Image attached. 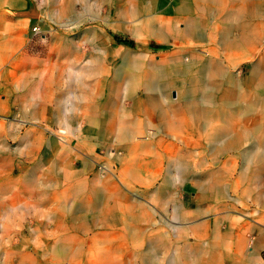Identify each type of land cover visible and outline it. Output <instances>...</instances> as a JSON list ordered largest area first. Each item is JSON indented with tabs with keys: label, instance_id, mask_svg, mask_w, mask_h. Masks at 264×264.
Returning a JSON list of instances; mask_svg holds the SVG:
<instances>
[{
	"label": "rangeland",
	"instance_id": "rangeland-1",
	"mask_svg": "<svg viewBox=\"0 0 264 264\" xmlns=\"http://www.w3.org/2000/svg\"><path fill=\"white\" fill-rule=\"evenodd\" d=\"M221 1L8 0L4 3L0 2V264H80L82 255L89 247L96 246V242H92V234L101 231L102 226L109 230L110 227H116L112 222V214L102 219L103 208H86L80 205V195L72 201L65 196L68 192L65 178L75 171L80 172V161L77 166L75 163L84 147L96 158L92 162L94 165L91 166L90 172L94 171L103 177V166L108 163L110 165V162L112 164V161H109L111 159L107 154L106 144L99 142L93 132L81 130L88 126L86 115L73 119V121L80 120L81 128L80 125L78 129L72 128L65 122L67 116L61 105L66 97L77 101L84 99L86 103L94 104L106 101L103 97L87 96L84 82H87L94 91L101 89L107 91L110 87H122L127 76L133 75L138 82L146 74L157 73V69L163 72L162 83L166 92L158 102L157 110L152 107V97L147 100L148 111L145 112L140 108L135 110L132 102L128 101L129 98L112 96L111 103L118 104L114 106L113 111L105 110L100 113L104 117L125 122L127 127L133 126L135 121L144 130L149 127L147 120L154 121L155 116L158 115L166 124L168 119L176 120L178 129L182 134L185 133V137L191 136L193 142L186 144L183 143L186 141H175L165 133L159 134L161 139L167 137V142H173L175 145H173L174 149L172 147L159 149L162 156H168L167 159L170 160L165 162V167L172 169L177 167L176 163H182L184 167L189 168L190 173L186 176L192 179H186V183L200 185L199 191L215 200L217 206L208 208L213 203L197 205L198 202H193L191 208H201V212L193 210L184 220L178 219L170 207L166 212L164 208H127L128 212H131L129 214L146 216L150 220L117 223L121 233L126 229L117 242L122 247H127V244L132 248L139 243L145 245L147 251L140 254L139 262L142 260L152 262L157 257L164 256V253L162 256L155 252L154 245L159 238L182 246L189 245L191 248L200 245L201 249L198 251H201L199 253L201 255L213 242L223 243L226 238L233 237L235 228L240 223L249 222L252 224L249 237L253 239L248 250L249 257L252 256V262L249 263L264 264V163L262 166L255 161L245 162L242 155L243 149L249 150L251 146L256 151L264 152V149L258 148V144L252 145L248 142L240 150L229 151L227 156H223L218 153L220 150H215L217 144L211 138L213 128L218 127L230 129L234 135L243 128H249V131L255 129L264 131V99L261 98L264 96V81L258 93H253L254 99L251 101H257L256 106L251 105V101L244 98L233 99L231 105L225 104V99L219 98L218 105L230 108L228 114V118L232 117L230 124L224 121L225 118L221 119L217 116L207 120L205 117L194 116L188 109V99L180 98L177 93L182 90L183 82L186 81L183 68L185 69L188 61L191 59L193 62L190 67L192 70L196 68L194 64L207 66L205 62L214 53H210L211 48L222 53V47L229 49L231 42H238L239 47L233 52L238 53L242 58L238 68L242 69L244 81L251 66L245 57L256 47L264 50V0H226L229 10L235 11L232 16L239 18L237 27L234 22L227 19L226 14H219L216 11ZM211 37H215V44L208 41ZM231 48H234V44ZM199 54H202V57ZM40 55L45 59H40ZM222 59L228 63L226 58ZM73 77L74 79H71ZM200 79L205 80L203 77ZM49 87L53 89L49 90ZM31 91L40 92L41 95L34 94L36 99L30 97ZM81 93L83 95H80ZM55 95L57 96L55 114H39L40 108L45 106L48 111L50 106H53ZM25 102L30 108H24ZM40 102H43L41 107ZM129 113L134 115L130 116ZM37 117L38 123L35 122ZM185 119L189 121L190 126L185 125ZM234 119L235 121L244 119L246 122L244 126H238ZM21 120L25 121L23 125H20ZM44 126H49L51 132L45 130ZM112 128L109 126V129ZM122 134L120 139H123ZM109 136L110 139L112 137L114 139V132H110ZM137 138L145 139L146 136L139 134ZM263 138L260 140L262 145ZM49 141L54 144L52 147L49 146ZM147 159H151V156ZM96 160H99L97 165ZM114 168V172H119L116 167ZM28 185H36V191H30ZM195 192L196 188H193L181 196L180 200L194 201ZM147 193L149 192L135 190L134 193H129L127 197L121 199L124 202L127 198L126 203L129 204V200L134 198L132 200L134 203L135 194L144 197ZM105 198L103 197L102 201L105 202L107 199ZM93 200L96 202L97 197L94 196ZM57 213L65 214L77 226L82 224L83 229L66 241H55V238L50 237L51 243L44 246L43 242L36 238V234H32V230L45 227L50 230L49 227L55 223L56 218L53 217L51 220L49 217ZM126 214L128 215L127 212L122 215ZM141 222L144 223L140 224ZM5 227L11 235L7 234ZM139 227L145 228V233H138ZM22 228L26 230L25 233H21ZM101 248L105 247L101 246ZM193 250L196 251L194 248ZM95 253L98 254L99 251L95 250ZM257 258L260 260H256ZM222 260L225 264H232L227 252H224Z\"/></svg>",
	"mask_w": 264,
	"mask_h": 264
},
{
	"label": "bare ground",
	"instance_id": "bare-ground-1",
	"mask_svg": "<svg viewBox=\"0 0 264 264\" xmlns=\"http://www.w3.org/2000/svg\"><path fill=\"white\" fill-rule=\"evenodd\" d=\"M7 2L8 0H0V2ZM70 1V0H69ZM216 1V0H214ZM218 1V0H217ZM221 1V0H220ZM232 1V0H231ZM30 2V1H29ZM54 2V1H53ZM234 2V1H233ZM49 3V2H48ZM58 3V2H57ZM77 3V2H76ZM52 4V3H51ZM212 4V3H211ZM236 4V3H234ZM8 5V4H7ZM55 5V3H54ZM73 5V4H72ZM213 5V4H212ZM18 6V4L16 5ZM69 6V5H68ZM67 6V7H68ZM240 6V5H238ZM16 8V7H15ZM61 8V6H60ZM17 9V8H16ZM21 9V8H20ZM238 9V8H237ZM47 10V9H46ZM66 10V9H64ZM68 10V9H67ZM203 10V9H202ZM55 11V10H54ZM216 11L219 14H226L227 19L234 22L235 26H239V18L236 16H232V13L235 11L229 10L228 3L226 0L221 1L219 7L216 9ZM4 12V11H3ZM8 12V11H6ZM60 12V11H59ZM68 12V11H67ZM70 12V11H69ZM240 12V11H239ZM13 13V12H12ZM51 13V12H50ZM61 13V12H60ZM202 13V12H201ZM245 13V12H244ZM4 14V13H3ZM56 14V13H55ZM64 14V13H63ZM62 14V15H63ZM200 14V13H199ZM231 14V15H230ZM243 14V13H242ZM5 15V14H4ZM230 15V16H229ZM47 16V15H46ZM183 16V15H182ZM205 16V15H204ZM52 17V16H51ZM196 17V16H195ZM199 17V16H198ZM61 18V17H60ZM209 18V17H207ZM52 19V18H51ZM176 19V18H175ZM197 19V18H196ZM64 20V19H63ZM178 20V19H177ZM260 20V19H259ZM179 21V20H178ZM183 22V21H182ZM184 23V22H183ZM196 23V22H195ZM254 23V22H253ZM60 24V23H59ZM207 25V24H206ZM205 25V26H206ZM215 26V25H214ZM217 26V25H216ZM204 27V26H202ZM220 27V26H219ZM178 28V27H177ZM180 28V27H179ZM185 28V27H184ZM210 28V27H209ZM202 29V28H201ZM228 29V28H227ZM191 32V31H190ZM236 32V31H235ZM206 33V32H205ZM185 34V31H184ZM183 34V35H184ZM193 35V34H192ZM201 35V34H200ZM210 35V34H209ZM199 36V35H198ZM188 37V36H187ZM221 37V35H220ZM219 37V38H220ZM226 37V36H225ZM98 38V37H97ZM203 38V36H202ZM103 39V38H101ZM174 39V38H173ZM209 39V38H208ZM100 40V39H99ZM203 40H205L203 38ZM198 41V40H196ZM211 43L215 44V37L210 38L208 40ZM207 41V42H208ZM220 41V40H219ZM229 41V40H228ZM101 42V41H100ZM206 42V40H205ZM254 42V41H253ZM252 42V43H253ZM190 43V42H189ZM197 43V42H196ZM256 43V42H254ZM264 43V42H263ZM177 43H174L176 45ZM220 44V43H219ZM218 44V45H219ZM234 44V48H231V46ZM190 45V44H189ZM188 45V46H189ZM178 46V45H177ZM181 46V45H180ZM187 46V47H188ZM195 46V45H194ZM209 46V45H208ZM253 46V45H251ZM259 46V45H257ZM193 47V46H192ZM205 47V45L203 46ZM239 47L238 42H231L229 49L223 48L222 53H218V51L214 48H211L210 58L208 57V60L205 62L207 66L200 65L197 66L195 69H191L190 67L193 65L192 60L190 59L185 67L183 68V75L186 77V81L183 82V88L178 93L179 97H183L185 99H188V109L190 112L198 117H205V119H209L210 117L217 116L221 119L225 118V122L232 123V117L228 118L229 110L230 108H227V106L218 105L219 98L225 99L227 105H231V101L236 98H244V100L251 101L254 99L253 93L260 90L261 84L264 81V50L256 47L252 49L250 53L245 57L247 61L251 63V66L249 68L248 76L246 77V80L244 81L242 77V69L238 65L242 58H240V55L235 51V48ZM208 48V47H207ZM249 48V47H248ZM220 49V48H219ZM237 50V49H236ZM199 52V51H198ZM196 52V53H198ZM207 54V53H206ZM224 54V55H223ZM191 55V54H190ZM195 55V54H194ZM202 57V54H199ZM167 56V55H165ZM197 56V55H196ZM200 57V56H199ZM200 57V58H201ZM205 57V56H203ZM182 58V57H181ZM198 58V57H197ZM222 58H226L228 63H225ZM22 59V58H21ZM24 59V58H23ZM22 59V60H23ZM167 59V58H166ZM196 59V58H195ZM202 59V58H201ZM203 60V59H202ZM184 61V60H183ZM178 62V61H177ZM192 62V63H191ZM23 63V61H22ZM183 63V62H182ZM24 64V63H23ZM185 64V63H183ZM99 65V64H98ZM240 66V65H239ZM77 67V66H76ZM84 67V66H83ZM183 67V66H182ZM88 68V67H87ZM96 68V67H95ZM193 68V67H192ZM157 69V68H156ZM157 73H149V75H144V78L141 81H136V78H134L133 75L127 76V80L123 84L122 87L120 86H114L110 87L109 90L105 91L103 89L94 91L89 87V84L87 82L83 83V86L86 87V95L92 98L97 97H103L106 99V101L102 102L101 104H94V103H86L84 99L82 101L73 100L70 97H66L63 101L62 107L66 111V124L70 125L72 128L78 129V126L80 125V120L78 121L82 115H86L88 124L93 125L98 120H101L104 124V115H102L101 111H107V109H110L112 107L111 103V97H122L123 99H130L133 103V106L136 108H147V100L148 98L152 97L151 99L153 106L156 108L155 102L158 97H164L165 95V87L163 85V72ZM78 73V72H77ZM165 74V73H164ZM79 75V74H78ZM177 75V74H176ZM182 75V76H183ZM70 77V76H69ZM205 78V80H202L200 78ZM71 79H74L71 78ZM77 79V78H76ZM79 80V79H78ZM73 81V80H72ZM75 82V81H74ZM80 83V82H78ZM76 86V85H75ZM78 88V87H77ZM121 88L122 90H120ZM78 90V89H77ZM79 91V90H78ZM203 92V93H202ZM73 93V92H72ZM80 93V92H79ZM202 93V94H201ZM168 94V92H167ZM80 95H83L82 93ZM143 96V98H142ZM263 96V95H262ZM31 97V96H30ZM35 98V97H34ZM166 98V97H165ZM256 98V97H255ZM264 99V96L261 97ZM90 100V99H89ZM176 100V98H175ZM237 100V99H236ZM235 100V101H236ZM184 101V100H183ZM100 102V101H99ZM251 105H258L257 101H254L250 103ZM169 105V104H168ZM183 105V104H182ZM262 107V106H261ZM262 109V108H261ZM260 110V109H259ZM256 113V112H255ZM261 114V113H260ZM213 115V116H212ZM232 115V114H231ZM243 116V115H242ZM234 117V116H233ZM74 118H77L76 121H73ZM180 118V117H179ZM246 118V116H245ZM31 119V118H30ZM61 119V118H60ZM250 119V118H249ZM64 120V119H63ZM24 121V120H23ZM61 121V120H60ZM159 125H163L164 127L168 128L170 132L166 131L167 135L172 136L173 138H176L178 140H183L187 142H193V139L191 136L185 137V133L182 134V132L178 129L176 125V120H167V124L164 122L163 118H159L157 120ZM223 121V122H224ZM235 121V119H234ZM36 122V121H35ZM116 122V121H115ZM217 122V121H216ZM223 122H220L223 123ZM236 125L238 126H244V122L246 120L244 119H237L235 121ZM21 123V122H20ZM23 123V122H22ZM41 123V122H40ZM60 123V122H59ZM63 123V122H62ZM85 123V122H84ZM185 125H189V121L185 119ZM187 123V124H186ZM82 124V123H81ZM109 124V123H108ZM178 124V123H177ZM191 124V121H190ZM225 124V123H224ZM227 124V123H226ZM248 124V123H247ZM147 125L149 127H153L154 123L152 120H147ZM180 125V124H179ZM206 125V124H205ZM252 125V124H251ZM250 125V126H251ZM20 126V125H19ZM81 126V125H80ZM120 127V124H118ZM160 126V127H161ZM190 126V125H189ZM23 127V126H21ZM95 127V126H94ZM116 127V126H115ZM232 127V126H231ZM47 128V127H46ZM68 128V127H67ZM229 128V126H228ZM29 129V128H28ZM31 129V128H30ZM34 129V128H33ZM117 129V128H116ZM249 129V128H248ZM246 128H243L239 131L238 134L234 135V132L230 129L218 127L213 128L212 130V141L217 144V148L215 150H220L221 155L227 156L229 151L237 150L242 148L245 143L250 142L253 144H258V148H263L262 142L260 141L264 137V131H260L258 129L249 131ZM64 130V129H62ZM115 130V129H114ZM147 130V129H146ZM162 130V129H161ZM178 130V132H177ZM30 131V130H29ZM49 131V130H48ZM120 131V130H119ZM51 132V131H50ZM49 132V133H50ZM68 132V131H67ZM80 132V131H79ZM94 135L96 134L98 140L102 141L105 140L108 137L109 130L105 128V126L99 124V127L93 129L92 131ZM162 132V131H161ZM206 132V131H205ZM238 132V131H237ZM259 132H262L261 134H258ZM32 133V132H31ZM53 133V132H52ZM144 133L147 137L153 136L156 134V132L153 129L148 128L146 132ZM197 133V132H196ZM164 134V133H163ZM130 139L134 138V133L130 134ZM157 136V135H156ZM210 136V135H209ZM76 137V136H75ZM74 137V139H75ZM125 137V136H124ZM31 138V137H30ZM113 138V137H112ZM209 138V137H208ZM29 139V138H28ZM61 139V138H59ZM128 139V138H127ZM163 139V138H162ZM167 139V137H166ZM264 139V138H263ZM31 140V139H30ZM113 140V139H112ZM142 140V139H141ZM164 140V139H163ZM170 140V139H169ZM28 141V140H27ZM88 141V140H87ZM176 141V140H175ZM174 141V142H175ZM198 141V140H197ZM33 142V141H32ZM162 142V141H161ZM213 142V143H214ZM155 144V143H154ZM54 145V144H53ZM145 141L140 142L139 144L127 143L123 148L118 150V146L115 144L106 143L107 148V154L109 155L110 159H116L118 161L125 160L127 158L131 159L132 161H136L137 159L144 158L147 156V152L145 149ZM141 147V148H140ZM245 147V146H244ZM140 148V149H139ZM157 148V147H156ZM51 149V148H50ZM174 149V148H173ZM83 152L81 155H78V160L82 162L83 170L82 172H85L88 169V165L94 162L93 155L87 148L82 149ZM211 150V149H210ZM258 150V149H257ZM98 151V150H97ZM105 151V150H104ZM158 152V150H157ZM160 152V150H159ZM170 152V151H169ZM156 153V152H155ZM164 153V152H163ZM169 154V153H168ZM216 154V153H215ZM213 154V155H215ZM165 155V154H164ZM212 155V156H213ZM242 155L245 162L252 161L257 162L263 166L264 163V152L256 151L251 146L248 150L243 149ZM56 157V156H55ZM63 157V156H62ZM168 157V156H167ZM215 157V156H214ZM76 158V157H75ZM160 158V157H159ZM166 159V157H165ZM169 159V158H168ZM167 159V160H168ZM228 160V158L226 159ZM110 161V160H109ZM164 161V160H163ZM170 161V160H169ZM174 163V161H172ZM176 162V161H175ZM52 163V162H51ZM129 163V162H128ZM226 163V161H225ZM55 164V162H54ZM170 164V163H169ZM175 164V163H174ZM53 165V164H52ZM117 165V164H116ZM128 165V164H127ZM141 165V164H139ZM73 166V165H72ZM77 166V165H76ZM132 166V165H131ZM18 167V166H17ZM127 167V166H126ZM138 167V166H137ZM141 167V166H140ZM144 167V166H143ZM146 167V166H145ZM172 167V166H171ZM238 167V165H237ZM261 167V166H259ZM19 168V167H18ZM66 168V167H65ZM64 168V169H65ZM82 168V167H81ZM130 168V167H129ZM173 168V167H172ZM176 168V167H175ZM226 168V167H224ZM257 168V167H256ZM128 169V168H127ZM141 169V168H140ZM143 169V168H142ZM155 169V168H154ZM21 170V169H20ZM221 170V169H220ZM232 170V169H231ZM255 170V169H254ZM5 171V170H4ZM15 171V170H14ZM73 171V170H72ZM179 171V170H178ZM76 172V171H75ZM103 172L102 175H111L114 174L113 169L109 164L103 166ZM183 172L188 173L190 172V169L187 167L183 168ZM182 172V174H183ZM53 173V172H52ZM71 173V172H70ZM145 173V172H144ZM205 173V172H204ZM210 173V172H209ZM251 173V172H250ZM120 174V173H119ZM167 174V173H165ZM173 174V173H172ZM203 174V173H202ZM75 175V174H74ZM91 175V174H90ZM121 175V174H120ZM144 175V174H143ZM170 175V174H169ZM177 175V173H176ZM181 175V174H179ZM204 175V174H203ZM207 175V174H206ZM127 176V175H126ZM171 176V175H170ZM201 176V175H200ZM205 176V175H204ZM67 177V175H66ZM71 177V176H70ZM75 177V176H74ZM73 177V178H74ZM84 177V176H83ZM94 177V176H93ZM138 177V176H137ZM159 177V176H158ZM172 177V176H171ZM257 177V176H256ZM34 178V177H33ZM105 178V177H104ZM139 178V177H138ZM181 178V177H180ZM184 178V177H183ZM188 178V177H186ZM66 179V178H65ZM116 179V178H115ZM134 179V178H133ZM141 179V178H140ZM167 179V178H166ZM185 179V178H184ZM205 179V178H204ZM208 179V178H207ZM211 179V178H210ZM258 179V177H257ZM256 179V180H257ZM26 180V179H25ZM79 180V179H78ZM126 180L125 178L123 179ZM132 180V179H131ZM147 180V179H146ZM151 180V179H150ZM169 180V178H168ZM180 180V179H179ZM260 180V179H259ZM48 181V179H47ZM72 181V180H71ZM88 181V180H86ZM127 181V180H126ZM135 181V180H134ZM171 181V180H170ZM173 181V179H172ZM171 181V182H172ZM176 181V180H175ZM210 181V180H209ZM26 182V181H25ZM29 182V181H28ZM42 182V181H41ZM81 182V181H78ZM123 182V181H122ZM181 182V181H179ZM201 182V181H200ZM255 182V181H254ZM260 182V181H259ZM43 183V182H42ZM49 183V182H48ZM55 183V182H53ZM126 183V182H125ZM156 183V182H154ZM167 183V182H166ZM183 183V182H182ZM256 183V182H255ZM262 183V182H261ZM38 184V183H37ZM178 184V183H177ZM175 184V185H177ZM246 184V183H245ZM259 184V183H258ZM79 185V184H78ZM122 185H124L122 183ZM156 185V184H155ZM174 185V186H175ZM87 186V185H86ZM200 186V185H199ZM245 186V185H244ZM117 187V186H116ZM157 187V186H155ZM255 187V186H254ZM259 187V186H258ZM29 188V187H28ZM71 188V187H70ZM78 188V187H77ZM120 188V187H119ZM204 188V187H203ZM32 189V188H31ZM118 189V188H117ZM149 189V188H148ZM221 189V188H220ZM225 189V188H224ZM237 189V188H236ZM261 189V188H260ZM263 189V187H262ZM33 190V189H32ZM72 190V189H71ZM126 190V189H125ZM180 190V189H179ZM259 190V189H258ZM65 191V190H64ZM62 191V192H64ZM198 191V190H197ZM200 192V191H199ZM70 193V192H69ZM86 193V192H84ZM119 193V192H118ZM117 193V194H118ZM128 193V192H127ZM216 193V192H215ZM238 193V192H237ZM261 193V191L259 192ZM129 194V193H128ZM183 194V193H182ZM113 195V193H112ZM177 195V194H176ZM224 195V194H223ZM232 195V194H231ZM262 195V194H261ZM264 195V194H263ZM85 196V195H84ZM134 196V195H133ZM221 196V195H220ZM65 197V196H63ZM132 197V196H131ZM145 197V196H144ZM172 197V196H171ZM219 197V196H218ZM223 197V196H222ZM242 197V196H241ZM253 197V196H252ZM137 198V197H136ZM169 198V197H168ZM167 198V199H168ZM228 198V197H227ZM231 198V197H230ZM106 199V198H105ZM113 199V198H112ZM116 199V198H115ZM129 199V198H128ZM166 199V200H167ZM170 199V198H169ZM168 199V201H169ZM174 199V198H172ZM222 199V198H221ZM239 199V198H238ZM84 200V199H83ZM114 200V199H113ZM112 200V201H113ZM117 200V199H116ZM233 200V199H232ZM237 200V199H236ZM241 200V199H240ZM263 200V199H262ZM165 201V200H164ZM163 201V202H164ZM176 201V200H175ZM196 201V200H195ZM228 201V200H227ZM231 201V200H230ZM111 202V201H110ZM162 202V203H163ZM145 203V202H144ZM166 203V202H165ZM132 204V203H131ZM172 204V202H171ZM174 204V203H173ZM220 204V203H219ZM21 205V204H20ZM81 205V204H80ZM105 205V204H104ZM115 205V204H114ZM145 205V204H144ZM166 205V204H164ZM222 205V203H221ZM227 205V204H226ZM69 206V205H68ZM73 206V205H72ZM136 206V205H135ZM139 206V205H138ZM137 206V207H138ZM148 206V205H147ZM150 206V205H149ZM178 206V205H177ZM240 206V205H239ZM103 207V206H102ZM114 207V206H113ZM152 207V206H151ZM168 207V205H167ZM171 207V206H170ZM176 207V206H174ZM76 208V207H75ZM111 208V207H110ZM118 208V207H117ZM133 208V206H132ZM162 208V207H161ZM172 208V207H171ZM253 208V207H252ZM29 209V208H28ZM73 209V208H72ZM122 209V208H121ZM124 209V207H123ZM126 209V208H125ZM138 209V208H137ZM158 209V208H156ZM163 209V208H162ZM176 217L178 219L184 220L186 216H188L190 213L186 212L184 208H172ZM33 210V209H32ZM31 210V211H32ZM37 210V209H34ZM41 210V209H40ZM74 210V209H73ZM147 210V209H146ZM163 210L168 211V208H164ZM188 210V209H187ZM250 210V209H249ZM257 210V209H256ZM25 211V210H24ZM28 211V210H27ZM30 211V210H29ZM47 211V210H46ZM82 211V210H81ZM114 214H113V212ZM118 209H108L104 211V218L106 219L107 216L112 214V222L116 225V227H110L109 229L104 228L105 226H102L103 229L99 232H94L92 235V242H96V246L89 247L88 251H86L82 255V261H80V264H223L220 259V251L222 248H224L225 251H228V253L231 254V258L233 261L232 264H242V245L245 243H248L250 245L252 242V238L249 237V229L252 226L249 222H242L235 228V235L229 239V241H226L223 243V245L220 242H213L211 246L207 247V250L205 249V252L198 250L201 249L200 245H196L193 248L196 249L193 250L189 245H180L177 243H170L166 240L159 238L158 241L155 242L156 245H154L155 252L159 253V255H162L164 253L163 257H157L154 261H141L139 262L140 254L143 253V251H147V249L144 247L145 245H142V243H139L136 247L129 246L127 244V247H122L117 242L120 240V237L123 236V233H125L126 229H124L123 233H121V230L118 229V224L116 221L115 215L117 214ZM129 210L126 209L127 213ZM148 211V210H147ZM170 211V210H169ZM248 211V210H247ZM254 211V210H253ZM48 212V211H47ZM55 212V211H54ZM53 212V213H54ZM120 212V211H119ZM142 212V211H141ZM50 213V211H49ZM85 213V211H84ZM102 213V212H101ZM137 213V212H136ZM146 213V212H145ZM163 213V212H162ZM46 214V213H45ZM120 214V213H119ZM148 214V212H147ZM194 214V213H193ZM192 214V215H193ZM7 215V214H6ZM47 215V214H46ZM78 215V214H77ZM127 215V214H126ZM163 215V214H162ZM238 215V214H237ZM254 215V214H253ZM260 215V214H259ZM148 216V215H147ZM154 216V215H153ZM168 216V214H167ZM174 216V215H173ZM228 216V215H227ZM252 216V215H251ZM56 218L55 223L50 226V230L45 228L40 229H33L32 234H36V238H38L41 242H43L44 246H48L50 242L49 238L53 237L55 238V241L58 240H70L72 237L76 236L77 233L81 232L80 229H83V227L77 226L76 223L71 222L68 217L65 214L57 213L52 217H49L51 220L52 218ZM102 217V216H101ZM129 217V216H128ZM135 217V216H134ZM150 217V216H149ZM156 217V216H155ZM165 217V216H164ZM223 217V216H222ZM45 218V217H44ZM78 218V217H77ZM80 218V217H79ZM96 218V217H95ZM99 218V217H98ZM166 218V217H165ZM168 218V217H167ZM261 218V217H260ZM82 219V218H81ZM101 219V218H100ZM133 219V218H132ZM152 219V218H151ZM171 219V218H170ZM202 219V218H201ZM45 220V219H44ZM46 221V220H45ZM138 221V220H137ZM168 221V219H167ZM173 221V220H172ZM171 221V222H172ZM189 221V220H188ZM254 221V220H253ZM27 222V221H26ZM88 222V221H87ZM152 222V221H151ZM219 222V221H217ZM24 223V222H23ZM78 223V222H77ZM81 223V221H80ZM96 223V222H95ZM100 223V222H99ZM108 223V222H107ZM180 223V222H179ZM128 224V223H127ZM136 224V223H135ZM141 224V223H140ZM164 224V223H163ZM162 224V225H163ZM166 224V222H165ZM169 224V222H168ZM260 224V223H259ZM50 225V224H49ZM107 225V224H106ZM186 225V224H185ZM85 226V225H84ZM109 226V225H108ZM184 226V225H182ZM153 227V226H152ZM177 227V226H176ZM210 227V226H209ZM215 227V226H214ZM6 228V227H5ZM174 229V228H173ZM264 229V228H263ZM145 228L138 230V233H145ZM153 230V229H152ZM252 230V229H251ZM5 231H8L7 228ZM25 229H21V233H25ZM181 231V230H180ZM204 231V230H203ZM88 232V231H87ZM86 232V233H87ZM230 232V231H229ZM9 235L10 232L8 231ZM18 234V233H17ZM178 234V233H177ZM189 234V233H188ZM135 235V234H134ZM175 235V233H174ZM13 236V235H12ZM167 236V235H166ZM204 236V235H203ZM256 236V235H255ZM198 237V236H197ZM261 237V236H260ZM28 238V237H27ZM186 238V237H185ZM184 238V239H185ZM225 238V237H224ZM11 239V238H10ZM33 239V238H32ZM37 239V240H38ZM155 239V238H154ZM174 239V238H173ZM17 240V239H16ZM15 240V241H16ZM36 240V239H34ZM142 240V239H141ZM199 240V239H198ZM14 241V242H15ZM246 241V242H244ZM33 242V241H32ZM36 242V241H35ZM176 242H178L176 240ZM183 242V241H182ZM223 242V241H222ZM34 243V242H33ZM37 243V242H36ZM124 243V242H123ZM154 243V242H152ZM202 243V242H200ZM59 244V243H58ZM104 244V245H103ZM126 244V243H125ZM184 244V243H183ZM194 244V243H193ZM192 244V245H193ZM206 244V243H205ZM10 245V244H9ZM123 245V244H122ZM204 245V244H203ZM13 246V245H12ZM61 246V245H60ZM101 246H104L105 248H101ZM142 246V247H141ZM222 246V248H221ZM245 246V245H244ZM28 248V247H27ZM56 248V247H55ZM77 248V247H76ZM139 248V250H136ZM144 248V249H143ZM204 248V247H203ZM206 248V247H205ZM95 250L99 251V253H95ZM9 251V250H8ZM31 251V250H30ZM34 251V250H33ZM43 251V250H42ZM51 251V250H50ZM67 251V250H66ZM246 251V250H245ZM20 252V251H19ZM36 252V250H35ZM47 252V251H46ZM49 252V251H48ZM43 254V253H42ZM45 254V253H44ZM5 255V254H4ZM6 256V255H5ZM51 256V255H50ZM14 259V258H13ZM39 260V259H38ZM228 261V260H227ZM44 262V261H43ZM218 262V263H217ZM22 263V262H21ZM40 263V262H39ZM67 263V262H66ZM231 263V262H230Z\"/></svg>",
	"mask_w": 264,
	"mask_h": 264
},
{
	"label": "crops",
	"instance_id": "crops-1",
	"mask_svg": "<svg viewBox=\"0 0 264 264\" xmlns=\"http://www.w3.org/2000/svg\"><path fill=\"white\" fill-rule=\"evenodd\" d=\"M40 59H45V57L43 55H40ZM52 89H53V87L52 88L49 87V90H52ZM45 90H47V87L45 88ZM37 93L38 92L31 91L30 94H29V96H31V97L34 98V94H37ZM40 95H41V93L39 92L38 93V96H40ZM158 98L159 99H156L157 102H155V104H156L155 106L156 107H157L158 102L161 101V99L163 97H158ZM56 100H57V96L55 95L54 96V104H53V106L52 107L50 106V108H49L48 111H46V107L45 106L42 107V108H40L39 114H45V115H48V114L49 115H53V114H55V104H56ZM128 101L131 102L130 99H128ZM41 103H43V102H40V107L42 106ZM62 104H63V102H62ZM116 105H114V103H112V107H110V109H107V110H112L113 111L114 106H116ZM161 106L162 105H160V107ZM61 107H62V105H61ZM152 107L154 108V110H157V108H155L153 106V104H152ZM24 108L25 109L26 108H30V106H29V104L27 102L24 103ZM133 108H135V107L133 106ZM62 109H63L64 114L66 115V111L64 110L63 107H62ZM136 109H138V107H136L135 110ZM143 109H144L145 112L148 111V108H143ZM129 115L132 116L134 114L129 113ZM158 117H159V115L158 116H155L154 121L151 119L153 121L154 125L150 129H153L156 132V134H154L153 136H149V137H147L144 133H142V132H146L149 127H147V130H144L135 121L133 122L134 123L133 126L132 125H129L130 123H132V122H130L128 124L129 127H127L126 126L127 124H125V122L120 121V120H117V119L114 120V118L112 119L111 117H108V116H105L104 117V124L102 123L101 120H98L96 122V124L95 123L93 125L87 124L88 126H86L85 128H81V126H80L81 130H84L85 129L86 132H89V131L92 132L93 129L99 127V124L105 126V128H107L110 132H114V137L115 138L114 139L113 138L110 139V136L108 134V137L106 138V142H105V140H102V141L98 140V141L99 142H104L105 144L108 143V145H110L109 143H113V144H115V145L118 146V150L119 149L121 150L123 148V146H125L127 143L134 142L135 144H139L140 142L145 141V144H146L145 149H146V152H147V156L144 157V158L137 159L136 161H132L129 158H127L125 160H122V161H118L116 159L115 160L114 159L113 160L111 159L110 160V161H112V164L110 162L111 168L114 169V171H115V168L114 167H116V170H118L119 172H114V174H111V175H105V176L103 175V177L100 176L98 173H94V171H91V172L89 171L90 168H91V166L94 165V163L89 164L88 165V169L85 172H82L83 166H82V162H80L81 163V167H82L81 170H80V172L71 173L70 174L71 177L69 176L68 178L65 179V184L67 186L66 190H68V192H66V194H65V196L67 197V199L69 201H72L73 199L77 198L80 195V200H81V205L82 206L84 205V206H86V208H98V207L103 208V209L106 208L105 210L102 209V213H104V211H106L108 209L116 208V209H118L117 214L115 215L117 223H123L125 221H129L130 223H133L134 221H137V220H139V221H143L144 220V222H145V219L146 220H150V219L146 218V216H142V215L137 216V215H131L129 213H128V215H125V216L122 215L123 213H126V209L127 208H130L131 209L132 206H133V208H161V207L162 208H165V207L166 208H169L171 206L172 208H184L186 210V212H188V213L192 212L193 210H196V212H201L200 211L201 208H195V209L191 208V205H192L193 202H198L197 205H203L204 203H209V204H212L213 203L214 205L212 204L208 208H215L217 206L216 201L215 200H212L207 195L204 196L201 192H199L200 187L198 185H196L194 183H186V181H185L186 179L187 180H190L192 178L189 177V176H186L187 173L183 172L184 166L182 165V163H176L175 166H177V167L176 168L174 167L172 169H170L169 167H165V162H169V161L167 160V157L165 159V157L162 156V153L159 152V149H167V148H170V147L173 148L175 145L173 144V142H167V139H164L163 140L159 136V134H161V133L167 134L166 131H168V132H170V131L167 130L168 128L164 127L163 125L161 126V125H159L157 123L158 122L157 121L158 120ZM110 118L112 119V121H111ZM135 118H136V116H135ZM135 118H133V119L136 120ZM146 119H147V117H146ZM35 121L38 123V121H39L38 120V117H37V119ZM20 122H21L20 125H23L25 121H22L21 120ZM118 124H120V127L118 126ZM109 126H112L113 128L112 129H109ZM44 128H45V130L48 129L49 132L51 131V128L49 126H44ZM89 128L91 130H89ZM126 128L128 129V131H123ZM35 129H37V127H35ZM121 131H123L124 133L122 134ZM177 132H178V130H177ZM119 133L122 134L123 139H120V135L121 134H119ZM132 133H134L135 136H134L133 139H130V136H131L130 134H132ZM139 134L140 135L142 134V135L146 136V138L145 139H142V140L141 139H138L137 136ZM169 137H172V136H169ZM174 140H178V139L174 138ZM48 143H49V146L50 147L53 146L52 141H49ZM183 143L190 144V142H187V141L186 142H183ZM157 150H158V152H157ZM148 156H151V159H147ZM93 158H94V161H95L96 158L94 157V155H93ZM79 161L80 160L77 159L75 165ZM97 162H99V160H96V165H97ZM139 164H141V165H139ZM75 165H74V167H75ZM182 172H183V174H182ZM165 173H167V174H165ZM176 173H177V175H176ZM188 173H190V172H188ZM179 174H181V175H179ZM187 175H189V174H187ZM186 177H188V178H186ZM124 178L127 181L126 180L124 181L123 180ZM168 178H169V180H168ZM172 179H173V181H172ZM86 180H88V181H86ZM78 181H81V182H78ZM179 181H181V182H179ZM55 182H56V179H55ZM154 182H156V183H154ZM122 183L124 185H122ZM175 184H177V185H175ZM155 186H157V187H155ZM28 187H29L30 191H32V192L36 191V185H31V186L28 185ZM193 188H196V192H195L196 193V199H195L196 201L195 200L194 201L191 200V201H188V202L181 201L180 200V197L181 196H184L185 194H187ZM78 189H80V192L79 193H78ZM135 190H142V191H146V192H149V193H147L145 197H139V196H137L135 194V196H134L135 197L134 203L132 201L134 198L129 200L130 201L129 204L126 203L127 198L124 200V202L122 201V199H121L122 197H127L128 196V193L132 194V193L135 192ZM84 192H86V193H84ZM112 193H113V195H112ZM94 196L97 197L96 202H94V200H93V197ZM103 197H106L107 198L105 202L102 201V198ZM167 198L169 199V201H168ZM172 198H174V199H172ZM171 202H172V204H171ZM164 204H166V205H164ZM167 205H168V207H167ZM174 206H176V207H174ZM123 207H124V209H123ZM113 214H114V212H113ZM151 221H153V219ZM144 222H141V224H143ZM139 229H141V228L139 227ZM230 238H226L223 241V243L226 242V241H229ZM244 242H246V241H244ZM223 243H221V244L223 245ZM242 247H243L242 254H241V256H242V264H250L249 262H252V260H251L252 259L251 258L252 256L249 257V255H248V250H249L248 243L243 244ZM221 248H222V246H221ZM224 252H227L228 253V251H225L224 248H222L221 251H220V259L221 258L223 259ZM228 254L230 256V259L232 260L231 254L230 253H228ZM222 259H221L222 263L225 264V262ZM256 260L259 261L260 259L257 258ZM231 263H233V261H231Z\"/></svg>",
	"mask_w": 264,
	"mask_h": 264
}]
</instances>
